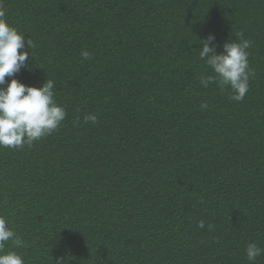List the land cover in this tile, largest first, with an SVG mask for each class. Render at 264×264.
<instances>
[{"label": "trees", "instance_id": "obj_1", "mask_svg": "<svg viewBox=\"0 0 264 264\" xmlns=\"http://www.w3.org/2000/svg\"><path fill=\"white\" fill-rule=\"evenodd\" d=\"M0 2L34 45L5 82L52 79L67 112L0 148V215L25 264H248L246 244L264 247V0ZM241 32L255 76L236 102L200 85L198 52Z\"/></svg>", "mask_w": 264, "mask_h": 264}, {"label": "clouds", "instance_id": "obj_2", "mask_svg": "<svg viewBox=\"0 0 264 264\" xmlns=\"http://www.w3.org/2000/svg\"><path fill=\"white\" fill-rule=\"evenodd\" d=\"M7 9L0 2V148L19 149L31 147L54 133L67 117L64 106L55 99V81L46 79L39 87L28 86L12 78L7 83L5 77H14L30 60L29 51L34 47L31 40L25 42V33L6 20ZM215 35L209 33L200 39L199 59L204 61L212 74L201 75L199 83L207 88L217 84L221 89L228 87L232 91L233 101H242L249 91V81L255 72L249 66L248 49L252 41L243 33L238 39L221 44L222 51L217 52L213 43ZM19 50V51H18ZM82 60H89L92 54L87 49L80 51ZM208 105L201 104V108ZM85 123L95 124L97 115L84 116ZM79 118L74 123H78ZM198 227L204 228L205 222L198 221ZM211 230L213 225H208ZM25 246L21 236L9 227L5 216L0 215V264H25V260L17 249ZM248 264H256L259 257L264 256V247L256 241L248 242L244 249Z\"/></svg>", "mask_w": 264, "mask_h": 264}]
</instances>
